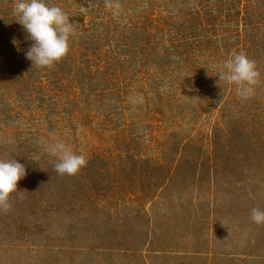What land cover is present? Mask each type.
<instances>
[{"label": "rangeland", "instance_id": "1", "mask_svg": "<svg viewBox=\"0 0 264 264\" xmlns=\"http://www.w3.org/2000/svg\"><path fill=\"white\" fill-rule=\"evenodd\" d=\"M0 264H264V0H0Z\"/></svg>", "mask_w": 264, "mask_h": 264}]
</instances>
